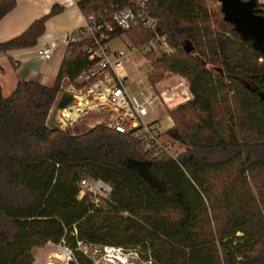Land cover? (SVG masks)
<instances>
[{"label":"trees","instance_id":"1","mask_svg":"<svg viewBox=\"0 0 264 264\" xmlns=\"http://www.w3.org/2000/svg\"><path fill=\"white\" fill-rule=\"evenodd\" d=\"M216 2H146L171 47L145 54L147 79L156 87L176 75L192 94L168 110L166 134L182 148L177 160L102 122L79 134L50 126L62 79L75 81L91 62L82 28L52 85L18 81L9 95L0 85V264H31L32 250L48 242L72 249L67 264H95L78 242L143 248L152 264H264V54ZM15 4L0 0V19ZM133 4L77 0L84 17L109 21ZM46 18L0 42V53L34 46ZM122 34L135 47L154 37L136 25L114 28L110 38ZM82 178L108 184V197H80Z\"/></svg>","mask_w":264,"mask_h":264},{"label":"built area","instance_id":"2","mask_svg":"<svg viewBox=\"0 0 264 264\" xmlns=\"http://www.w3.org/2000/svg\"><path fill=\"white\" fill-rule=\"evenodd\" d=\"M133 1L132 6L119 8L111 16V21L102 15H89L84 18L81 28L92 39L91 45L85 48L91 62L78 73L75 81L66 78L67 84L60 85L55 105L65 91L72 93L73 103L58 110L57 121L59 128L65 129L68 124L72 125L89 112L102 113V123L108 128L125 132L133 139L141 141L147 149L154 150L155 156L168 155L177 160L181 150L164 141L163 127L155 121L145 120V116L161 100L158 91L148 81L147 74L138 85L135 95L127 91L128 80L124 70L130 63L133 52L140 51L145 56L150 51H171L166 35L156 30L158 22L147 9V0ZM136 25L153 31L154 37L141 47L130 44L129 51L120 49L112 53L108 41L113 29L126 30ZM72 33L68 35L67 40L73 39ZM53 50L54 43L45 42L41 47L42 58L49 59ZM79 186L80 196L85 192L95 193L96 189L108 196L111 191V187L103 181L89 178H82ZM59 246L62 257L67 261L71 260L72 249L63 242L59 243Z\"/></svg>","mask_w":264,"mask_h":264},{"label":"crops","instance_id":"3","mask_svg":"<svg viewBox=\"0 0 264 264\" xmlns=\"http://www.w3.org/2000/svg\"><path fill=\"white\" fill-rule=\"evenodd\" d=\"M53 7H58V10L50 14ZM44 16H47L44 30L34 46L0 53V85L3 93L10 94L18 81L32 80L52 85L67 48L68 35L81 28L85 18L77 0H16L15 6L0 19V42L21 35L35 20ZM47 41L54 43V50L52 56L45 60L41 56V47ZM167 79L173 82L163 90L155 87L161 96L156 106L163 107L164 115L170 120L164 132L171 126L167 110L174 103H169L170 98L183 95L185 98L182 102L192 98L184 78L171 75ZM65 84L67 79L63 78L61 85ZM170 91L173 93H169ZM153 121L160 124L158 120Z\"/></svg>","mask_w":264,"mask_h":264},{"label":"rangeland","instance_id":"4","mask_svg":"<svg viewBox=\"0 0 264 264\" xmlns=\"http://www.w3.org/2000/svg\"><path fill=\"white\" fill-rule=\"evenodd\" d=\"M212 2L213 7H217L218 3L216 0H209ZM259 4L264 5V0H257ZM108 46L110 51L113 53L117 50H130V44L125 34L111 38L108 41ZM162 53H156L157 56ZM151 70V64L148 59L141 54L140 51L133 52L131 54V61L125 67L124 73L127 75V91L131 95H135L138 91V85L143 82L145 74ZM171 76L170 74L168 77ZM167 77V78H168ZM165 79L164 81L158 83L156 86L161 91L164 87L170 85L173 80ZM169 93H173L170 91ZM4 95H9V93H3ZM184 96H173L169 103L173 104L171 107L176 106L184 100ZM170 107V108H171ZM55 108V104L50 111V115ZM168 108V110L170 109ZM167 110V111H168ZM168 114V113H167ZM147 122L153 120H158L162 125L163 129L170 123L169 118L164 115V108L158 105L154 106L147 116H145ZM103 121V114L97 112H89L86 116L73 122L72 125L68 124L65 129H69L73 134H79L87 131L90 127ZM163 139L180 150L182 148L176 142L169 139L166 131L164 132ZM95 202L101 203V199H105L108 196L101 192L100 189H96L95 193L91 194ZM81 197V196H80ZM79 249L95 263V264H152L145 256H148V251L143 248L138 250L137 248H124L117 245H94L86 244L84 242L78 243ZM33 261L31 264H67L68 261L64 259L61 255L60 246L54 243H46L41 247H35L33 250Z\"/></svg>","mask_w":264,"mask_h":264},{"label":"water","instance_id":"5","mask_svg":"<svg viewBox=\"0 0 264 264\" xmlns=\"http://www.w3.org/2000/svg\"><path fill=\"white\" fill-rule=\"evenodd\" d=\"M223 19L229 22L240 38L248 40L254 49L264 54V11L257 0H218ZM73 103L72 93L65 91L57 100L49 117L53 129L59 128L57 112Z\"/></svg>","mask_w":264,"mask_h":264}]
</instances>
